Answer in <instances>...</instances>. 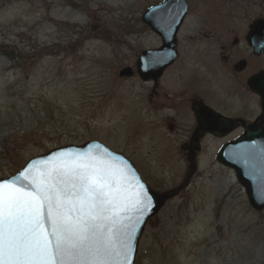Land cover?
Segmentation results:
<instances>
[{"label": "rangeland", "instance_id": "374dc122", "mask_svg": "<svg viewBox=\"0 0 264 264\" xmlns=\"http://www.w3.org/2000/svg\"><path fill=\"white\" fill-rule=\"evenodd\" d=\"M159 1L0 0V177L51 148L97 138L130 156L155 188L183 181L191 169L183 136L152 125L141 80L118 74L159 41L142 20ZM188 1L187 53L213 17L217 28H237L264 16V0ZM216 75L219 87L231 83ZM227 138L205 139L186 188L149 219L135 264H264V209L217 159Z\"/></svg>", "mask_w": 264, "mask_h": 264}, {"label": "snow or ice", "instance_id": "6c2138e0", "mask_svg": "<svg viewBox=\"0 0 264 264\" xmlns=\"http://www.w3.org/2000/svg\"><path fill=\"white\" fill-rule=\"evenodd\" d=\"M236 156L264 199V146L242 145ZM151 208L122 156L98 143L63 148L0 179V264H134Z\"/></svg>", "mask_w": 264, "mask_h": 264}, {"label": "flooded vegetation", "instance_id": "af4514ba", "mask_svg": "<svg viewBox=\"0 0 264 264\" xmlns=\"http://www.w3.org/2000/svg\"><path fill=\"white\" fill-rule=\"evenodd\" d=\"M253 20L246 26L217 28L218 17H213L209 28L196 32L199 43L189 53L181 46L179 31L177 57L148 80L141 78L136 67L144 48L135 53L132 64L124 65L133 67L132 76L145 87L152 125L163 127L167 134L183 136L180 149L186 160L202 150L207 138L228 137L225 141H230L253 122L264 125V49L255 51L247 39ZM154 33L159 41L148 46L151 50L163 42ZM155 59V55L149 58L152 62ZM218 70L231 77L227 87L217 85ZM228 118L236 120L229 122Z\"/></svg>", "mask_w": 264, "mask_h": 264}, {"label": "water", "instance_id": "95a60500", "mask_svg": "<svg viewBox=\"0 0 264 264\" xmlns=\"http://www.w3.org/2000/svg\"><path fill=\"white\" fill-rule=\"evenodd\" d=\"M189 9V4L187 0H163L160 3L154 4L149 6L143 13V20L152 27L156 32L160 33L164 39V44L160 49L153 51L155 54L166 55L168 57L167 60L158 64L157 68H164L167 64H169L174 57L176 56V34L177 31L184 20L187 12ZM164 20H169L170 27H168ZM248 39L252 46H254L255 50L260 52L264 46V17H260L251 24V28L248 33ZM149 49H145L141 55L140 60L138 63V70L143 78L148 79L153 75V69L150 67V63L148 61V56L150 54ZM154 73H157L156 70ZM121 74L130 75L132 74V68L130 66L125 67L121 70ZM255 79V77H254ZM263 105H264V97H263ZM100 144L110 151L116 153L118 156H122L125 160H127L131 166L134 168L136 174L141 178L142 182L145 184L146 188L148 189L149 194L152 197V208L149 213L144 218V223L140 227V231L137 234V241H136V251L134 255V262L136 258V253L138 250V243L142 232L145 228V225L148 219L153 216L155 213L159 211V209L163 206L166 200L176 193H178L181 189H183L189 182L190 178L194 174L197 169L196 161L194 156H192V164L191 170L185 180L177 187L162 191L160 189L154 188L150 184H148L144 178L141 176L140 172L138 171L136 165L129 159L124 153L113 150L103 142L98 139H91L82 144H66L61 145L58 147H54L49 149L48 151L38 154L32 158H30L27 163L16 173L8 176L3 177L0 179L9 178L19 171H21L29 162L34 159H41L51 155L53 152L59 151L63 148H74V149H86L90 144ZM255 144L257 148L264 146V126L261 123H253L248 126L246 132L242 134L238 139L234 141H230L225 143L217 154V158L226 165L233 167L236 172L239 180L241 183L246 187L247 194L250 200V203L256 209H263L264 208V199L260 198L258 194V189L256 186L255 181L249 175V168L248 166L241 161L236 156L237 151L240 149L242 145H253Z\"/></svg>", "mask_w": 264, "mask_h": 264}]
</instances>
